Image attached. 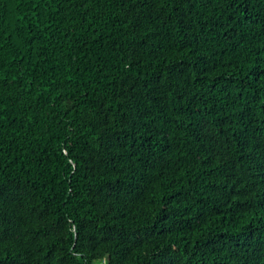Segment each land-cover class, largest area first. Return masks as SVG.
Instances as JSON below:
<instances>
[{
    "label": "trees",
    "instance_id": "obj_1",
    "mask_svg": "<svg viewBox=\"0 0 264 264\" xmlns=\"http://www.w3.org/2000/svg\"><path fill=\"white\" fill-rule=\"evenodd\" d=\"M0 264H264V0H0Z\"/></svg>",
    "mask_w": 264,
    "mask_h": 264
}]
</instances>
